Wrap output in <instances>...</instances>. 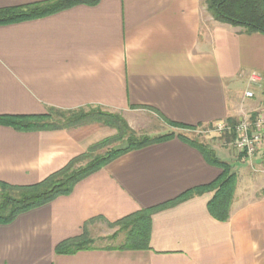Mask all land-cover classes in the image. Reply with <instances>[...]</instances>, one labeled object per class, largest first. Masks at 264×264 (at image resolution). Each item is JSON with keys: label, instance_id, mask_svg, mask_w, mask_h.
<instances>
[{"label": "crops", "instance_id": "1", "mask_svg": "<svg viewBox=\"0 0 264 264\" xmlns=\"http://www.w3.org/2000/svg\"><path fill=\"white\" fill-rule=\"evenodd\" d=\"M43 1L0 0V9ZM251 72L259 85L248 83ZM88 106L120 112L130 126L145 113L199 130L264 112V35L216 22L205 0H100L0 26V116ZM92 137L87 128L19 132L0 124V181L37 183L84 153ZM230 141L206 143L236 176L226 220L210 213L213 193L204 192L153 213L146 249H120L118 233L117 246L55 252L92 219L95 239L100 219L115 223L221 174L175 137L130 151L68 196L0 224V264H264V150L247 159Z\"/></svg>", "mask_w": 264, "mask_h": 264}, {"label": "trees", "instance_id": "2", "mask_svg": "<svg viewBox=\"0 0 264 264\" xmlns=\"http://www.w3.org/2000/svg\"><path fill=\"white\" fill-rule=\"evenodd\" d=\"M99 1L46 0L23 7L0 9V26L43 18L79 5L93 6ZM205 4L207 11L216 22L240 27L246 34L264 35V0H205ZM87 108L91 110L85 112L83 108L62 110L50 107L45 113L38 115L0 116V124L19 132L70 130L90 123H101L115 130L114 136L88 146L84 153L75 156L65 166L37 183L14 186L0 181V224L11 223L22 213L42 207L59 197L68 196L78 182L130 151L167 142L175 137L196 148L210 165L222 170L221 174L208 185L186 191L162 205L139 210L115 223L100 220L110 227L119 226V233L124 234V241L119 245L120 249L137 250L148 248L150 218L153 213L178 204L193 195L212 192L213 198L208 204L210 213L219 220L228 218L236 176L231 173L230 166L220 162L212 149L200 141L198 136L189 135L199 130L200 126H187L163 119V123L171 130L150 136L138 134L117 113L102 112L98 106ZM257 115V112L251 113L250 119L254 121ZM227 123L232 127L235 121H227ZM231 134L223 133V136L225 135L224 137L229 140L233 136ZM111 144L116 145L110 146ZM99 149H104L102 154L97 153ZM97 219L86 222L81 235L58 244L55 252L71 255L94 248L96 239L90 235L87 226ZM117 234L112 235V238Z\"/></svg>", "mask_w": 264, "mask_h": 264}, {"label": "rangeland", "instance_id": "3", "mask_svg": "<svg viewBox=\"0 0 264 264\" xmlns=\"http://www.w3.org/2000/svg\"><path fill=\"white\" fill-rule=\"evenodd\" d=\"M239 90H244V86H240ZM251 101H253V100H251ZM99 108L102 112L117 113V114L122 116V114L120 112L108 110V109H105L102 107H99ZM89 110H91V108H87V107L83 108V111H85V112H88ZM251 113H253V112H249V113L245 112V114H248V115H250ZM259 113H261V112H259ZM128 125H129V123H128ZM129 127L131 129H133L134 131H136L138 134H148L150 136L163 134V133H166L169 130H171L170 128H167L163 124V122H161L158 118H156L150 114H145V113L140 114V116H138L136 118L134 117V121H132V125L131 126L129 125ZM79 128H87L89 134L93 135L92 138H93L94 142H91L90 145L115 135V130H113L109 127H106L101 123H90V124L83 125ZM74 129H77V128H74ZM214 129H215V127H207V128L201 129V130H197L194 133H190L189 135L190 136H198L200 138V141H202L204 143H208V142L210 143L212 140H218V141H220V143L222 142V144H227L226 143V137H224L225 135L223 136V133H218ZM115 145L116 144H111L110 146H115ZM103 151H104V149H102V150L99 149L97 151V153L102 154ZM117 233H119V226L110 227L109 225H107V223L101 222L98 225V228L96 229V231H94V233H93V236L96 239L95 246H101V247L103 246L104 247V246H117V245H119L120 242H122L121 239L123 236L121 237V235H119V237H117L115 239L112 238V235L117 234ZM120 237H121V239H120Z\"/></svg>", "mask_w": 264, "mask_h": 264}, {"label": "built area", "instance_id": "4", "mask_svg": "<svg viewBox=\"0 0 264 264\" xmlns=\"http://www.w3.org/2000/svg\"><path fill=\"white\" fill-rule=\"evenodd\" d=\"M261 81L262 77L257 72L248 75V83L251 85H259ZM253 96L251 90L244 92V97L247 99ZM214 130L218 133H232L231 147L247 159L264 150V112L258 113L254 121L250 119V115L242 114L232 127L228 123H220Z\"/></svg>", "mask_w": 264, "mask_h": 264}]
</instances>
